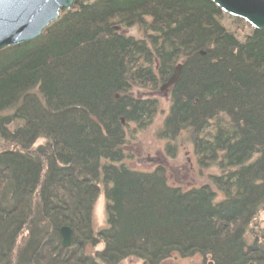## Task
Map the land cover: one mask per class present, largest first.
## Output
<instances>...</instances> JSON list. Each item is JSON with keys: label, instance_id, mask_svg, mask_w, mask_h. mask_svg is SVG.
I'll return each instance as SVG.
<instances>
[{"label": "trees", "instance_id": "trees-1", "mask_svg": "<svg viewBox=\"0 0 264 264\" xmlns=\"http://www.w3.org/2000/svg\"><path fill=\"white\" fill-rule=\"evenodd\" d=\"M131 26L141 38L118 30ZM178 63L158 135L174 156L189 129L198 166L220 170L198 186L123 161L124 126L152 123L148 93ZM101 194L107 225L94 230ZM173 253L264 264V29L212 0H74L36 38L0 49V264Z\"/></svg>", "mask_w": 264, "mask_h": 264}, {"label": "rangeland", "instance_id": "rangeland-1", "mask_svg": "<svg viewBox=\"0 0 264 264\" xmlns=\"http://www.w3.org/2000/svg\"><path fill=\"white\" fill-rule=\"evenodd\" d=\"M118 30L135 38L142 37V33L137 26L119 27ZM148 95L158 99V111L152 123L145 129L136 127L134 123L124 126L126 137L124 151L127 157L123 161L129 166L141 170H151L156 165L161 164L166 168L171 183L185 187L201 185L207 182L209 175L219 174L220 170L216 166L204 169L198 166L189 137V129L181 130L179 135L171 140L176 146L174 156L165 152V145L170 140L159 137L158 132L162 129L163 119L168 112V91L158 89L155 92L148 93ZM213 129L211 125L206 131L212 132ZM103 203L104 198L101 194L98 196L93 210L94 230L104 228L107 225ZM96 248H100V245ZM92 249L91 246L86 248L88 252ZM199 259V254L183 258L177 253H173L161 264H195ZM119 264H142V262L140 259L130 256L123 259Z\"/></svg>", "mask_w": 264, "mask_h": 264}, {"label": "water", "instance_id": "water-1", "mask_svg": "<svg viewBox=\"0 0 264 264\" xmlns=\"http://www.w3.org/2000/svg\"><path fill=\"white\" fill-rule=\"evenodd\" d=\"M74 0H0V49L29 41L58 18L62 9H68ZM223 11L243 18L253 27L264 29V0H212ZM181 63L169 78L160 85V91H168L178 80ZM62 246L71 243L72 230L62 225L59 229Z\"/></svg>", "mask_w": 264, "mask_h": 264}]
</instances>
